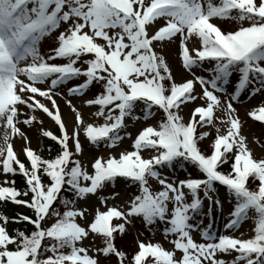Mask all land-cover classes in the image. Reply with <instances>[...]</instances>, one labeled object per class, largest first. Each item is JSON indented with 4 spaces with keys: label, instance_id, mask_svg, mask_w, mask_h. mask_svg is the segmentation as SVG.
<instances>
[{
    "label": "snow or ice",
    "instance_id": "snow-or-ice-1",
    "mask_svg": "<svg viewBox=\"0 0 264 264\" xmlns=\"http://www.w3.org/2000/svg\"><path fill=\"white\" fill-rule=\"evenodd\" d=\"M0 204V264H264V0H0Z\"/></svg>",
    "mask_w": 264,
    "mask_h": 264
},
{
    "label": "rangeland",
    "instance_id": "rangeland-1",
    "mask_svg": "<svg viewBox=\"0 0 264 264\" xmlns=\"http://www.w3.org/2000/svg\"><path fill=\"white\" fill-rule=\"evenodd\" d=\"M224 26H227V25L225 24ZM49 41L50 40H48V42ZM255 102L256 101L254 99L248 100L244 106H240L239 111H240V116H241L242 119L245 116V107H247L248 105L254 104ZM62 110L65 112V118L67 119V112L69 110H67L66 106H63V105H62ZM247 127L251 128L253 130V134H255L257 136L259 135V128L256 127V126H254V122H252L251 120L248 121ZM249 140H250V146H252V144H251V137H249ZM220 199L224 201L225 211L222 214L221 213H217V215H216V221H215V227L216 228H221L222 227V224L224 222L225 216L227 215V211H228V209L230 207V205L227 202L226 195H225V193H224V191H223L222 188L220 190ZM248 228H249V224L245 223V224L242 225L241 231H245L246 232Z\"/></svg>",
    "mask_w": 264,
    "mask_h": 264
},
{
    "label": "trees",
    "instance_id": "trees-1",
    "mask_svg": "<svg viewBox=\"0 0 264 264\" xmlns=\"http://www.w3.org/2000/svg\"><path fill=\"white\" fill-rule=\"evenodd\" d=\"M16 181H17V186H20L21 181H20L19 177H16ZM0 211H3V212L8 213V214H14L18 210L16 208H10L8 205H3L2 204Z\"/></svg>",
    "mask_w": 264,
    "mask_h": 264
}]
</instances>
